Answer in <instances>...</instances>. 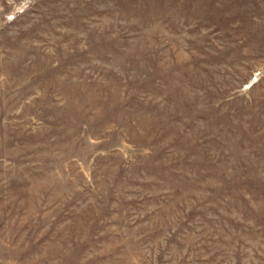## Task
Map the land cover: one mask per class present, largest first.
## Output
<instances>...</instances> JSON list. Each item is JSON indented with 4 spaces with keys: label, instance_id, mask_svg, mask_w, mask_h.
<instances>
[{
    "label": "rangeland",
    "instance_id": "obj_1",
    "mask_svg": "<svg viewBox=\"0 0 264 264\" xmlns=\"http://www.w3.org/2000/svg\"><path fill=\"white\" fill-rule=\"evenodd\" d=\"M0 264H264V0H0Z\"/></svg>",
    "mask_w": 264,
    "mask_h": 264
}]
</instances>
